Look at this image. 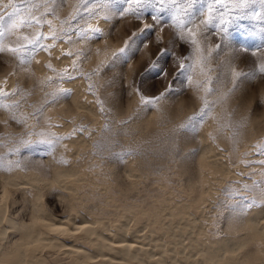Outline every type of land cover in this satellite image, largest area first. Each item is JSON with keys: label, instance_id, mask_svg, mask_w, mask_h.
Masks as SVG:
<instances>
[{"label": "snow or ice", "instance_id": "snow-or-ice-1", "mask_svg": "<svg viewBox=\"0 0 264 264\" xmlns=\"http://www.w3.org/2000/svg\"><path fill=\"white\" fill-rule=\"evenodd\" d=\"M116 17L136 23L121 46L110 52L105 50L103 59L91 72L83 71L85 62L101 54L100 48L94 51L92 48L106 36L100 22L107 23ZM45 28L46 31L42 30ZM232 28L236 31L234 38ZM4 54L26 72L37 54L45 55L48 62L43 67L53 75L45 76L41 84L58 85L54 91L44 93L38 106L28 105L33 109L31 112L19 115L27 94L19 87L10 91L0 87V112L6 114L0 124L25 129L19 135L0 134V149H7L0 151V173H11L23 168L25 153L43 148L54 154L66 140L90 135L84 124L73 127L67 135L35 128L49 108L71 95L72 90L62 85L75 80L88 82L85 91L95 97L100 113H110L107 101L97 95V85L91 81L117 67L133 71L127 87L131 89L130 95L138 97L137 115L158 109L162 101L174 102L185 89L200 93L199 109L174 129L197 133L209 118L215 119L212 114L216 106L231 95L242 80L264 79V0H0V55ZM248 57L252 62L247 70L239 67L237 61L246 63ZM137 59L138 68L130 63ZM64 60L68 63L60 69L52 63ZM169 77L171 80L163 91L153 90V85L148 83ZM115 79L113 76L105 80L100 87L107 90ZM177 82L181 91L173 87ZM29 119L34 121L31 126ZM128 123L129 120L119 121L120 125ZM237 127L229 118L217 131L228 128L235 143ZM102 130L111 131L107 123ZM114 143L115 140L107 138L103 143L94 144V148H106ZM162 144L166 152L175 149L174 140L165 139ZM112 155L122 157L131 152ZM249 156L259 159H247ZM254 164L260 165L259 173L238 171L236 175L251 178L258 174L262 179H253L251 184L231 182L226 186L222 190L227 195L226 210L244 211L264 206V140L253 144L251 151L242 153L238 160V165L246 168Z\"/></svg>", "mask_w": 264, "mask_h": 264}, {"label": "rangeland", "instance_id": "rangeland-1", "mask_svg": "<svg viewBox=\"0 0 264 264\" xmlns=\"http://www.w3.org/2000/svg\"><path fill=\"white\" fill-rule=\"evenodd\" d=\"M5 2H7V0H5ZM100 23L102 24H100V26L104 29L106 36L104 39H101L98 44L92 45V48L93 51L96 48H100L102 51L99 57L93 55L82 65V69L85 72H91L92 69L96 67L99 60L103 59L105 50L110 52L121 46L123 39L130 33L136 22L131 19H120L116 17L104 23V25L103 22ZM42 30L46 31L47 29L45 28ZM230 30L233 32L234 38L236 31L234 28ZM12 39H15V37ZM39 55L40 54L36 55L32 66L27 72L16 67L15 62L9 55H0V87H4L9 91L13 87H19L27 94L26 99L22 102L21 109L17 113L18 115L21 112L24 114L31 112L33 109L28 107V105L38 106L44 99V93L52 92L58 86L56 84H41L45 76L53 74L43 67V65L48 62L46 56L41 57ZM35 62L36 64L41 63L40 70H37L35 66H33ZM251 62V57L247 58L246 63H240L239 60L237 61L239 67L245 70H247ZM52 63L57 69L65 65L53 61ZM130 63L135 64L138 68L140 61L137 59ZM10 73L11 75H9ZM113 76H115L116 79L107 90L100 87L105 80H109ZM8 77H11L12 83L9 87H5L2 81ZM132 77L133 71L127 67L123 70L117 67L112 71L105 72L102 77H93L91 82L97 85V95L104 98L107 101L108 107L111 108V112L106 115L100 113L99 108L95 104V97L85 91L88 82L80 80L83 83V88L78 96V100L79 102L91 104L95 110L93 114L96 115H93L85 109L82 110L80 107L77 108L70 100V95L65 101L61 102L65 110L60 109V111H58L59 109L55 107L56 105L54 108L52 107L53 109L56 108V110L49 108L44 118H42L43 120L41 119L40 124L36 126L35 130H50L59 135H67L71 132L73 127L84 124L90 130L91 134L73 138L82 141L76 145L70 144V140H66L63 145L57 148L54 154H49L47 150L43 148L30 154L25 153L26 160L23 168L20 170L26 173H32L45 181L51 179V168L55 165H59L60 168L72 167L89 171L94 180L103 183V185L97 186L88 181L77 182L79 183L77 186L80 192L79 195L82 196V199L80 202V199L77 198L76 195V199L73 201L78 203L86 218H92V216L97 215L105 216L111 218V223L113 224L115 223L113 221L115 205L119 206V210L133 207L146 210L156 205L159 199H163L166 196H172L179 202L191 201L194 199L196 191L193 192L190 188L188 189L187 184L190 181L197 183L198 177H200L198 173L203 167L198 164L197 158L204 153V148L200 140L206 138V141L212 145L213 152L206 154L205 161H207V158L208 160L216 159L218 161H226L232 172H225L220 176L216 175L218 177L215 179V182H213L211 193H209L206 198V201H210H204L202 203L203 210L205 211L202 217L204 222L203 232L211 238L226 236L228 232L225 233V231H227L225 226L227 221L232 217L230 214L234 212L240 214L242 211H230L224 208L227 195L223 193L222 190L231 182L247 181L251 184L253 179H262L258 174L249 178L248 176H235L233 173L238 171L245 173L255 171L259 173L261 171V167L258 164H254L251 168H246L243 165H238V160L242 153L251 151L253 144L264 140V79L242 80L236 90L221 104L216 106L212 114L215 119L209 118L205 124L200 127L197 133H191L174 131V129H178V126L186 120L188 116L199 109L200 93L192 89H185L182 95L175 99L174 102L172 100L162 101L158 109H152L137 115L138 97L135 94L130 95L131 89L127 87ZM169 80H171V77L163 80H149L148 83L153 85V90L163 91L168 85ZM62 86L65 87L64 85ZM230 86L229 84V87ZM173 87L176 91H181L179 82L174 84ZM17 99H19V97H17ZM229 118L233 126L238 125L236 128L237 135L235 137V143L230 138L231 131L228 128H223L219 132L217 131L220 125L228 123ZM4 119H6V114L0 112V121ZM45 120H47V123ZM121 120H129V123L120 125L119 121ZM63 122L68 123V127H63ZM106 123L111 129L110 132L102 130ZM33 124L34 121L29 119L28 125L31 126ZM56 124H60V128L49 127V125ZM210 126L212 128H210ZM53 128H57V130ZM204 128L206 129L205 131ZM24 131L25 129L22 127L15 125L5 127L3 124H0V134L11 132L19 135ZM114 133H119V135H113ZM210 133L211 136L209 135ZM245 133L249 137H246L247 135ZM216 136H223L222 142L224 143L222 144ZM107 138L115 140V143L106 148H94V144L98 142L103 143ZM165 139L174 140L175 149L173 151H164L162 142ZM226 141L229 142L227 143ZM221 149H223V151H221ZM233 149H235V151H233ZM6 150V148L0 149V151ZM123 152H131V155L122 157L112 155V153ZM13 159H15V157H13ZM247 159L258 160L259 157L249 156ZM180 162L183 166H181ZM180 167H182L181 170ZM4 174L6 173H0L1 176H4ZM1 176L0 188L2 185ZM198 181L199 183L196 185L199 187L200 178ZM62 184L64 185L62 182L46 183L42 187L41 196L49 212L54 216L65 218L68 215L70 216L72 212L70 211V205L68 206L70 201L68 189H65V185L61 187ZM232 186L235 187L236 185L233 184ZM25 187V191H27L25 195L22 194L20 190H17V192L15 191L16 189L12 190L13 197H16L14 203H10L9 212L11 215L17 216L23 221H28V217H31V208H29V205H31L30 192H32V187H30V185H25ZM18 191L20 194H18ZM60 193L61 195H59ZM16 198H18V200ZM259 203L260 201L258 198L257 204L259 205ZM67 208L69 214L67 213ZM252 208L259 210L260 216L264 217V206H255ZM74 230L76 232L70 235L69 239L79 245L89 247V244L84 242L81 238H75L77 230ZM143 230L140 228L136 234V231L133 232L134 226L131 225L128 231H131L129 235H132L131 233H135L136 235L142 234V240H150L148 228H143ZM61 236H63V234L60 235V237ZM10 237L14 238L15 233L11 232L9 234V238ZM66 238H68V236H66ZM134 238L137 239L136 236ZM262 242H259L258 246L264 248V240ZM253 246L254 245H252L251 249H253ZM244 250L245 249L239 250L238 253H243ZM40 254L53 264H76L74 256L65 253L62 249L54 251L49 247H44L40 250ZM95 257L94 258L97 260L92 258L89 260V264H93L102 259L101 256ZM122 264L137 263L129 260Z\"/></svg>", "mask_w": 264, "mask_h": 264}, {"label": "bare ground", "instance_id": "bare-ground-1", "mask_svg": "<svg viewBox=\"0 0 264 264\" xmlns=\"http://www.w3.org/2000/svg\"><path fill=\"white\" fill-rule=\"evenodd\" d=\"M59 47L60 45H57V49ZM39 56L44 57L45 55L40 54ZM57 63L66 65L68 61L64 60ZM40 64L35 62L33 66L40 70ZM2 82L5 87H9L12 79L8 77ZM63 85L71 88L70 100L77 108L80 107L82 110L95 113L91 104L78 100L83 88V83L80 80ZM55 107L59 109L58 111L60 109L65 110L61 103ZM62 124L63 127H68V123L63 122ZM210 128L212 127L210 126ZM53 129L57 130V128ZM248 135L246 137H249ZM217 136L216 138L222 142L224 135L222 137ZM69 142L76 145L82 141L71 139ZM200 142L204 148V153L197 158L198 164L203 167L198 173L200 184L199 187L196 185L199 183L198 180L197 183L190 181L187 184L188 189L190 188L193 192L196 191L194 199L179 202L172 196H166L146 210L134 207L119 210V206L115 205L113 218L115 223L113 224L111 223L112 219L105 216L97 215L86 218L78 203L73 201L76 199V195L80 202L82 199V196L79 195L80 192L77 187L79 183L77 182L88 181L97 186L103 185V183L94 180L89 171L72 167L60 168L59 165H55L51 168L49 181L20 169L6 173L4 176L0 175L2 178L0 188V264H53L40 254V250L44 247H49L54 251L62 249L65 253L74 256L76 264H89V260L95 256H101L102 259L93 264H122L129 260L137 264H264V248L258 246V243L264 240V217L260 216L259 210L251 208L242 211L240 214L237 212L230 214L232 217L225 226L227 228L225 233L228 232L226 236L211 238L203 232L202 217L205 211L202 203L211 193L212 184L218 177L216 175L220 176L231 170L226 161L208 160V158L205 161L206 154L213 152L212 145L206 141V138H202ZM181 166H183L182 163ZM233 174L236 176L235 172ZM54 182H62L65 186L62 184L61 187L64 186L65 189H68L70 198L68 206L70 205L72 214L65 218L54 216L47 210L42 201V187L46 183ZM25 185L32 187L31 202L29 201L31 203L29 205L31 217H28V221H23L9 212L10 203H14L16 197H13L12 190L16 189V192L20 190L25 195L27 193ZM16 199L18 200V198ZM110 199L112 200L111 197ZM67 213L69 214V211ZM131 225L134 226L133 232L136 231V234L140 228L142 230L148 228L150 240H142V234L131 233L132 235H129L132 231H128ZM74 229L77 230L75 238H81L89 244V247L79 245L69 239L70 235L76 232ZM11 232L15 233L14 238H9ZM62 234L63 236L60 237ZM135 236L137 239L134 238ZM252 245H254L253 249H251ZM242 249H245L244 252L238 253Z\"/></svg>", "mask_w": 264, "mask_h": 264}]
</instances>
